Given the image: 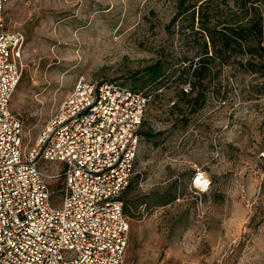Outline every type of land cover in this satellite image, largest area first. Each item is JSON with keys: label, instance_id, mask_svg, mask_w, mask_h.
<instances>
[{"label": "rangeland", "instance_id": "1", "mask_svg": "<svg viewBox=\"0 0 264 264\" xmlns=\"http://www.w3.org/2000/svg\"><path fill=\"white\" fill-rule=\"evenodd\" d=\"M180 2L11 1L7 23L26 38L11 110L30 145L82 77L145 91L148 134L123 193L126 264H264V67L236 52L211 64L193 89L189 66L209 41L200 7L218 30L238 7L184 0L190 10L179 15ZM247 3L264 12V0ZM156 62L165 75L150 83L145 70Z\"/></svg>", "mask_w": 264, "mask_h": 264}, {"label": "built area", "instance_id": "2", "mask_svg": "<svg viewBox=\"0 0 264 264\" xmlns=\"http://www.w3.org/2000/svg\"><path fill=\"white\" fill-rule=\"evenodd\" d=\"M11 1L0 0V264H126L130 220L121 197L151 96L82 77L26 143L11 110L26 39L7 23Z\"/></svg>", "mask_w": 264, "mask_h": 264}, {"label": "trees", "instance_id": "3", "mask_svg": "<svg viewBox=\"0 0 264 264\" xmlns=\"http://www.w3.org/2000/svg\"><path fill=\"white\" fill-rule=\"evenodd\" d=\"M183 1L180 2L179 15L186 14L190 10V8H183ZM236 2L238 9L230 11L227 24L223 25L220 30L217 29L215 24L211 27V25H208L209 23L203 20V10L206 5L200 7L201 28L207 34L209 41H204L202 48L199 50L200 54L197 62L189 66L190 81H194L193 89L197 86V82L201 81V76L211 64L215 63L216 60L223 63L225 59L227 60L236 52L247 53L251 59H260L261 65L264 67V12L262 8L254 4L248 6L247 0H236ZM209 47L212 51L209 50ZM164 69L162 62H156L148 66L145 70L148 75L147 81L151 83L162 78L165 75ZM188 91L184 90L183 94L187 95ZM200 95L202 94L199 93L198 96ZM144 125L145 122H143L141 129L142 137L144 134H148L144 131ZM131 184L132 180L129 187ZM121 199L124 202V207L127 208L123 195ZM126 208L125 212L127 214Z\"/></svg>", "mask_w": 264, "mask_h": 264}, {"label": "bare ground", "instance_id": "4", "mask_svg": "<svg viewBox=\"0 0 264 264\" xmlns=\"http://www.w3.org/2000/svg\"><path fill=\"white\" fill-rule=\"evenodd\" d=\"M201 184H205V181H202Z\"/></svg>", "mask_w": 264, "mask_h": 264}]
</instances>
